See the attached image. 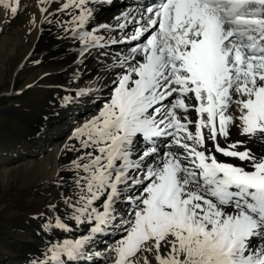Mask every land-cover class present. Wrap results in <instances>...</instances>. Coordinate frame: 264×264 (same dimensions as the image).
<instances>
[{"label":"snow or ice","instance_id":"obj_1","mask_svg":"<svg viewBox=\"0 0 264 264\" xmlns=\"http://www.w3.org/2000/svg\"><path fill=\"white\" fill-rule=\"evenodd\" d=\"M101 2H37L42 23L69 17L55 22L81 57L132 46L110 65L103 107L65 146L77 154L67 218L89 234L34 264H264V0H141L118 18L119 39L89 29ZM0 7L14 19L23 5ZM49 226L72 231L59 216ZM111 231L105 253L88 250Z\"/></svg>","mask_w":264,"mask_h":264},{"label":"bare ground","instance_id":"obj_2","mask_svg":"<svg viewBox=\"0 0 264 264\" xmlns=\"http://www.w3.org/2000/svg\"><path fill=\"white\" fill-rule=\"evenodd\" d=\"M37 2L38 0H21L23 7L19 15L22 18L18 19L11 18L7 10L0 7V59L10 57L9 54L21 53L20 70H23L25 66L22 65L24 64H37L36 71L27 74L25 81L35 87L41 86L46 95L41 102L44 106L35 107V110L40 109V114L35 116L33 125L35 131L28 132L32 138L35 137L38 140L27 142L23 157L16 160L15 163L21 161L25 166L22 168L36 174L35 180L57 179L59 181L61 198L51 202L46 207L48 208L46 211L53 214L55 218L59 216L72 228L71 232H66L48 226L43 238H38L39 232L30 235L26 243L29 247L25 250V254L31 258L34 255L35 261L38 262L45 258L47 249L53 243L86 233L85 225H80L77 228L75 221L67 218V213L70 210L64 204V197L74 190V173L69 171V167L77 154L67 151L65 146L71 147L78 143L76 140L70 139L73 137L74 131L95 116L103 107L104 100L108 97L109 89L112 87L111 80L114 78L115 69L110 67L114 63V61L110 62L113 49L118 48L121 44L111 45L105 49H92L90 54L81 57L79 41L72 39L70 34L65 33L62 27L55 22L56 18L67 21L69 17L57 13L56 17L49 16L53 23H42L43 16L48 14H41ZM98 6L99 3L90 5L94 11L89 29L99 28L98 34L108 38L121 32L117 25L125 21L118 18L122 17V14L134 5L126 4L112 8L113 4L110 2L97 10ZM55 7L56 5L53 4L51 10H54ZM33 14L36 17L35 23L30 22V17ZM15 19L16 21H14ZM16 22L18 23L15 24ZM101 25L110 26L111 32L100 28ZM134 27V25H129L124 31L129 34L134 30ZM77 93L83 94L79 97L76 96L71 104H65L66 99ZM15 107L17 106H13V108ZM15 110L18 109L15 108ZM26 110L29 109L24 107L22 111ZM52 113L54 120L53 118L49 119ZM6 162L7 160L1 161V165L5 166ZM14 167V164L9 163L0 170L3 180H7ZM52 205H55L58 211H53ZM47 223L44 222L43 225ZM115 233L112 231L113 236ZM112 241L113 238L108 239L107 236L95 238V243L90 245L88 250L91 253L100 252L103 254ZM96 261L97 264H105L104 260L96 259Z\"/></svg>","mask_w":264,"mask_h":264},{"label":"rangeland","instance_id":"obj_3","mask_svg":"<svg viewBox=\"0 0 264 264\" xmlns=\"http://www.w3.org/2000/svg\"><path fill=\"white\" fill-rule=\"evenodd\" d=\"M9 55L0 59V170L9 163L15 167L7 180L0 175V264H16L18 259L25 264L31 258L25 254L30 232H40L43 222H48L51 216L46 207L61 198V194L57 179L35 180L36 174L22 168L25 166L21 161L15 163L23 157L26 143L38 140L28 132L33 130L35 116L40 114V109L35 110V107L44 106L41 102L46 95L41 86L25 81L27 74L36 71L37 64H24L20 70L21 53ZM15 105L18 110L13 108ZM24 107L29 110L23 112ZM3 160H7L5 166L1 165Z\"/></svg>","mask_w":264,"mask_h":264}]
</instances>
